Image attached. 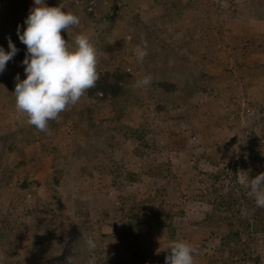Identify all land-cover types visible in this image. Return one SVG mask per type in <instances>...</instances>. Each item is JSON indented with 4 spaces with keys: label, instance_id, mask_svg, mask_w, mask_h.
<instances>
[{
    "label": "rangeland",
    "instance_id": "1",
    "mask_svg": "<svg viewBox=\"0 0 264 264\" xmlns=\"http://www.w3.org/2000/svg\"><path fill=\"white\" fill-rule=\"evenodd\" d=\"M176 1L45 0L48 6L62 3L80 17L78 28L61 35L71 44L76 34H88L100 51L98 70L119 67L130 74L126 83L130 97L120 98L114 109L122 113L124 129L142 132L148 144L143 146L123 131L108 129L114 122L100 123L106 115L112 119L113 112L88 120L90 101L85 95L61 113L59 122H49L50 134L27 123L26 116L15 110L12 93L17 75L26 78L22 61L27 49L17 27L22 34L34 0H0V47L9 51L10 37L19 50L0 73V225L8 220V229L0 235V264H44L61 253L63 246L55 244L53 229L39 222L50 215L59 228L73 222L80 240L92 237L103 264H109L117 244L124 242L119 198L157 189V196L161 191L172 209L182 212L172 219L173 236L164 227L144 225L132 238L133 251L123 253L120 264H140L145 253L157 255L165 264L168 243L180 239L196 249L195 264H206L211 255H218L219 244L200 224L210 210L206 199L213 176H218L221 194L233 203V212L241 219L250 217L248 199L254 197L244 179L264 172V53L238 54L231 45L239 48L243 35L264 34V0H180L182 13L166 18ZM94 6L100 13L115 7L109 26L99 22L94 30L89 18ZM210 34L214 41L208 46L203 39ZM145 42L148 55L140 61L137 50ZM202 55L210 62H201ZM236 62L244 63L246 75L241 76ZM177 69L183 71L181 76ZM202 69L211 77L205 91L192 85ZM168 74L177 77L176 92L134 87L145 75H151L153 83ZM106 134L112 138L106 140ZM254 149L262 155L249 156ZM155 165H168V176L149 175ZM129 173L138 175V180L129 178ZM243 236L252 257L264 264V233ZM83 243L74 264H88L93 255V264H102Z\"/></svg>",
    "mask_w": 264,
    "mask_h": 264
},
{
    "label": "trees",
    "instance_id": "2",
    "mask_svg": "<svg viewBox=\"0 0 264 264\" xmlns=\"http://www.w3.org/2000/svg\"><path fill=\"white\" fill-rule=\"evenodd\" d=\"M179 1L180 0L173 4V10L168 15H165V17H170L172 15L178 16L182 13ZM95 8L96 7L94 6V9L90 11L89 18L91 20L90 24H95L93 25L94 30H98L97 28L100 26L98 23L103 22L108 25V23H110L108 22L110 20V11L114 12L116 9L114 7L111 8L108 13L107 11L100 13L95 12ZM97 15H99L98 18H96ZM189 31V35L193 36L194 32L191 30ZM2 34L3 31L0 30V45L3 44ZM207 38L208 39H203V41H205V43L210 46L214 41V36L210 34L207 36ZM241 40L243 41V44L239 48L235 47V45H231L232 50L238 52V54L240 51L243 55L246 53H264V34H246L242 36ZM194 41L198 42V39H194ZM199 60H201V62L203 61V63L205 61L210 62L207 56L204 55H202ZM242 64L244 63L236 62V66L239 69L241 76L246 75L244 73V69L241 68L244 66ZM98 71L100 74V79L97 82L96 87L92 88L85 94V96H87L90 101L88 113L91 114L87 116L89 117L88 120L91 119V116H95L94 114L106 115L107 112L108 114L113 112L110 117L112 119H109V117L106 115V118L100 119V123L114 122V126L109 127L108 129L117 132L123 131L122 133L124 135L135 138L141 145L147 146L148 144L145 142L144 135L141 131L138 132L137 130H131L130 132V129H124L120 123L122 113L118 112L117 109H114L116 107V102H118L120 98L126 100L130 97L126 94V83L131 77L130 74L119 67H111L107 69L103 68L102 70ZM177 74L181 76L183 71L177 69L176 75ZM168 75H166L165 78H160L154 81L151 84L152 89L150 91L152 92L153 90H161L163 93L176 92L178 90L177 77L175 76V78H173L174 75L172 74H170L168 77ZM210 78V74H207V69H202L192 78V85L196 90L205 91L206 87L209 86ZM150 97L155 98L152 93ZM138 99L140 98L138 97L136 100ZM105 138L106 140H109L112 138V136L106 134ZM134 153L136 155L141 154L139 148H135ZM256 155H262V153L259 152L258 149H254L251 151V154H249V156L252 157H256ZM168 167V165H155L149 168L150 171L148 174H154L156 176L165 178L169 174ZM256 172H254L253 175L251 174L252 172H249L248 174H251L249 178H255V176L260 174H258V171ZM136 177H138V175L129 173V178L138 180ZM213 177L215 179V181L212 183L213 188L210 190V195L206 199L208 205L210 206V210L206 212L205 217L202 219V221H200V224L205 231H208L207 233H209L210 236L219 239V244L216 247L218 255H211L208 258L206 264H244L245 261H252L254 264H259L258 260H256L257 258L252 257L250 244L244 238L243 233L245 232L248 236H251V233H264V208H257L255 206L254 200L251 201V199H248L252 209V214L249 218L246 217L241 219L237 212H233V203L225 199V197L221 194L223 185H218V176ZM23 185H25V183ZM158 193L159 189L155 190L154 193H145V195H141L140 197H136V195H127L121 196L119 198L121 207L118 209V219L120 225L123 227L122 231L124 233V242L117 244L118 247L116 248V254L115 256H111V262L109 264H120L124 262L125 255H123V253L128 251L130 254L133 251L135 245L132 243V238L140 235L144 225L149 229L155 227H164L171 232L172 219L174 215H180L182 212H176L173 210V207H171L168 199L162 198V192L160 191V195L157 196ZM44 221L46 222L44 223ZM7 222L8 220L1 222L0 235L4 230L8 229ZM39 222L41 227L44 226V228H52L54 231L53 236L55 237V244L57 243V245L61 244L63 246V251L61 253L53 257H49L46 261H43L44 264H69V258L73 261L74 257L79 256V252L83 249V242L85 239L83 236L81 240L79 239L81 234H79L78 228L73 222L70 224L67 223V227L63 225L59 228L56 223V218L51 215L49 216L48 220L41 218L39 219ZM58 229H61V233ZM90 229L91 227H86L87 231ZM172 236L173 233L171 232L170 237L172 238ZM72 242L73 245L70 244ZM47 247L49 248L48 245ZM34 248L40 249V247L36 245H34ZM224 254L226 255L225 258ZM96 255L98 260H100V262L103 264L104 259L102 257V252L97 251ZM163 263L164 261L155 254L147 255L145 253L140 260V264Z\"/></svg>",
    "mask_w": 264,
    "mask_h": 264
},
{
    "label": "clouds",
    "instance_id": "3",
    "mask_svg": "<svg viewBox=\"0 0 264 264\" xmlns=\"http://www.w3.org/2000/svg\"><path fill=\"white\" fill-rule=\"evenodd\" d=\"M80 17L65 10L63 4L48 6L45 0H34V5L24 21L26 27L21 34L20 26L17 35L27 52L22 61L26 78L16 77L15 110L26 116L27 123L39 132L50 134V121L59 122L61 113L75 106L100 79L98 65L100 51L91 37L80 32L74 36L70 44L61 35L70 28L80 26ZM9 51L0 47V73L6 69L7 63L19 51L11 38H8ZM148 55L147 43L137 50V57L143 61ZM153 77L145 75L136 80L134 87L151 86ZM244 186L249 195L254 197L255 206L264 208V172L255 178L244 179ZM87 249L95 253L96 241L84 237ZM170 253L165 257V264H195L196 249L183 239L173 240L166 248ZM94 255L88 261L93 264ZM69 264L73 261L69 258Z\"/></svg>",
    "mask_w": 264,
    "mask_h": 264
}]
</instances>
